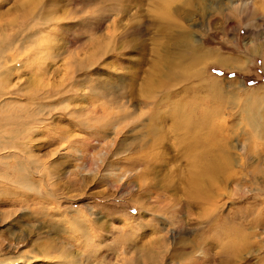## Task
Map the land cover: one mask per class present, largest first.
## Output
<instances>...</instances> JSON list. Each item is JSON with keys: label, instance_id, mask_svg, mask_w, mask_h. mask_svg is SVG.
<instances>
[{"label": "rangeland", "instance_id": "374dc122", "mask_svg": "<svg viewBox=\"0 0 264 264\" xmlns=\"http://www.w3.org/2000/svg\"><path fill=\"white\" fill-rule=\"evenodd\" d=\"M0 264H264V0H0Z\"/></svg>", "mask_w": 264, "mask_h": 264}, {"label": "bare ground", "instance_id": "6f19581e", "mask_svg": "<svg viewBox=\"0 0 264 264\" xmlns=\"http://www.w3.org/2000/svg\"><path fill=\"white\" fill-rule=\"evenodd\" d=\"M197 52H200V51H197ZM196 53V52H195ZM201 59V58H200ZM173 64V63H172ZM180 67V66H179ZM173 68V67H172ZM177 69V68H176ZM22 182H24V180L22 179ZM29 183V182H28ZM29 187H33V183L32 184H29Z\"/></svg>", "mask_w": 264, "mask_h": 264}]
</instances>
